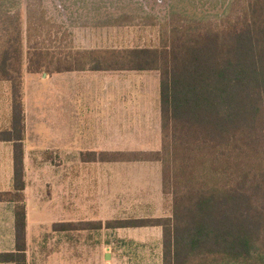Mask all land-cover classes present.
<instances>
[{
  "label": "trees",
  "instance_id": "trees-1",
  "mask_svg": "<svg viewBox=\"0 0 264 264\" xmlns=\"http://www.w3.org/2000/svg\"><path fill=\"white\" fill-rule=\"evenodd\" d=\"M49 23L37 11L0 24V86L11 103L0 141L13 144L14 162V191L0 199L16 204L17 248L0 263L27 264L24 72L130 71L159 74L161 149L88 160L160 163L172 215L104 226L160 227L162 264H264V0H233L217 21L171 24L159 47L89 54L90 65L87 53L51 51Z\"/></svg>",
  "mask_w": 264,
  "mask_h": 264
},
{
  "label": "rangeland",
  "instance_id": "rangeland-1",
  "mask_svg": "<svg viewBox=\"0 0 264 264\" xmlns=\"http://www.w3.org/2000/svg\"><path fill=\"white\" fill-rule=\"evenodd\" d=\"M232 1L0 0V24L8 20L9 14L11 17L21 14V20L25 22L28 13L44 11L53 33L47 43L51 51L64 58L70 53L73 56L78 52L87 53L89 57L86 56V60L90 65L89 54L98 56L105 50L159 47L163 29L171 24L217 21L227 12ZM113 73L116 74L103 76L104 90H98L100 95L94 101V110L88 89L79 94L83 86H72V119L68 109V89L65 111L64 95L59 98L54 87L52 91L46 86L38 88V91L29 87L30 117H46L44 126L53 129L64 130L66 126L68 131L71 125L77 138L97 132L102 135L103 148L136 149L120 152L159 151V74ZM122 81L127 88L121 86ZM72 83L74 85V81ZM55 87L64 92L62 84ZM10 106L8 84L2 83L0 129L8 125ZM88 154L62 151L27 153L25 181L26 185L28 183V195L31 198L37 195L45 201L52 215L49 222L57 223L58 227L54 225L53 228L60 229L64 226L67 182L71 179L72 218L82 220L81 225L87 231L84 235H88V264H162L160 227L108 229L104 226L108 221L172 215L170 204L162 193L161 164L90 162ZM32 223L35 224V217H32Z\"/></svg>",
  "mask_w": 264,
  "mask_h": 264
},
{
  "label": "crops",
  "instance_id": "crops-1",
  "mask_svg": "<svg viewBox=\"0 0 264 264\" xmlns=\"http://www.w3.org/2000/svg\"><path fill=\"white\" fill-rule=\"evenodd\" d=\"M124 74H147V72H120ZM116 74L113 72L100 71H74L60 74H30L24 72L23 75V104L25 116V137L23 140V148L25 152L24 166L27 165V153L31 152H48V151H62L64 153L71 152H117V151H133L131 148H103V139L97 132H91L89 135L77 138L69 125V130H59L57 128H49L44 126L46 117L33 116L29 114V104L27 101L28 88H33L38 91V88L43 86L52 87L56 90V94L60 98L64 95L65 101L64 109L66 111V90L70 93V100L68 109L70 116L72 114V86H83L81 88L82 94L84 89H88L89 96H91V104L96 108L94 102L98 95L99 89L104 90L103 76ZM121 75V76H122ZM42 76L41 80L40 77ZM62 77V79H61ZM39 78V79H38ZM124 78V77H123ZM62 80V82L60 80ZM125 79V78H124ZM53 80V81H52ZM56 82H55V81ZM74 81V85L73 82ZM53 82V86H52ZM123 82V81H122ZM56 84H62L64 92L55 87ZM113 84H109L112 88ZM127 88L125 82L121 84ZM45 87V88H46ZM159 89V85H158ZM59 90V91H58ZM58 91V92H57ZM77 91V90H76ZM75 91V92H76ZM111 92V90H110ZM77 96V92L74 93ZM38 96V95H36ZM110 96V95H109ZM77 102V101H76ZM72 119V116L70 117ZM72 121V120H71ZM4 129H0V132ZM80 131H78L79 133ZM82 135V134H80ZM112 145V144H111ZM113 146V145H112ZM27 181H25L26 183ZM69 185L67 192V203L63 208V227L54 229L55 222H49L52 216L50 208L43 199H39L37 195L31 198L28 195V183L25 189V201L27 212L26 225V258L27 264H88L87 257V232L83 229L82 220H73L72 218V190L71 179L67 182ZM14 191V162H13V144L10 142L0 141V196L2 194L12 193ZM15 207L14 202L0 199V254L15 253L16 248V234H15ZM32 217H35V224L32 223ZM48 218V219H47ZM45 219H47L45 221ZM104 229V228H103ZM73 233H77L73 234ZM44 238L46 240H44ZM107 257V255H105ZM0 264H14V263H0Z\"/></svg>",
  "mask_w": 264,
  "mask_h": 264
}]
</instances>
